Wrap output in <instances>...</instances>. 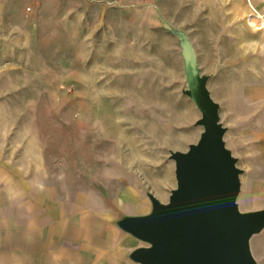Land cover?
I'll use <instances>...</instances> for the list:
<instances>
[{
	"label": "rangeland",
	"instance_id": "1",
	"mask_svg": "<svg viewBox=\"0 0 264 264\" xmlns=\"http://www.w3.org/2000/svg\"><path fill=\"white\" fill-rule=\"evenodd\" d=\"M256 11L261 0H0V264H144L151 241L134 225L171 201L177 155L208 134L238 171L237 211L264 212ZM247 244L264 264V221Z\"/></svg>",
	"mask_w": 264,
	"mask_h": 264
},
{
	"label": "water",
	"instance_id": "2",
	"mask_svg": "<svg viewBox=\"0 0 264 264\" xmlns=\"http://www.w3.org/2000/svg\"><path fill=\"white\" fill-rule=\"evenodd\" d=\"M177 187L157 214L134 229L151 241L138 252L145 264H254L248 238L264 212L241 215L235 199L237 169L208 134L187 153L178 154Z\"/></svg>",
	"mask_w": 264,
	"mask_h": 264
},
{
	"label": "bare ground",
	"instance_id": "3",
	"mask_svg": "<svg viewBox=\"0 0 264 264\" xmlns=\"http://www.w3.org/2000/svg\"><path fill=\"white\" fill-rule=\"evenodd\" d=\"M261 1H262V3L264 2V0H261ZM246 26L248 27V29H250L254 33H257L258 31L264 30V17H263V15H261V12L256 11L255 13H250L247 17V20H246ZM120 198H121L120 199L121 201H124V200L127 201L128 205L133 203L132 193L128 189L125 190V192L121 195ZM72 211H73L72 204L66 203L65 208L63 210V215L69 216ZM238 213L240 214L239 211H238ZM49 214L52 217V215H53L52 209H49ZM151 244L152 243H146V245H147L146 247L150 246ZM142 263H144V262H142Z\"/></svg>",
	"mask_w": 264,
	"mask_h": 264
}]
</instances>
